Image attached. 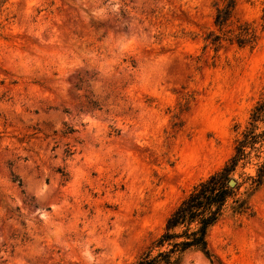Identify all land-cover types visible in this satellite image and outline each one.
<instances>
[{"label": "rangeland", "instance_id": "1", "mask_svg": "<svg viewBox=\"0 0 264 264\" xmlns=\"http://www.w3.org/2000/svg\"><path fill=\"white\" fill-rule=\"evenodd\" d=\"M223 1L0 0V264H132L223 169L264 96V0L226 28L248 45L211 41ZM252 162L181 264H264Z\"/></svg>", "mask_w": 264, "mask_h": 264}, {"label": "trees", "instance_id": "2", "mask_svg": "<svg viewBox=\"0 0 264 264\" xmlns=\"http://www.w3.org/2000/svg\"><path fill=\"white\" fill-rule=\"evenodd\" d=\"M237 0H224L217 7L215 25L219 32H211V41H236L239 45L252 44L257 40L255 29L249 23H241L236 29L231 24ZM264 96L253 107L249 125L236 140L234 154L222 170L197 183L190 193L169 215L164 232L132 264H181L183 255L192 249L201 250L211 257L209 232L221 219L225 206L234 195L230 179L240 166L257 160V174L249 176L254 184L264 180ZM21 184V181H20Z\"/></svg>", "mask_w": 264, "mask_h": 264}, {"label": "water", "instance_id": "3", "mask_svg": "<svg viewBox=\"0 0 264 264\" xmlns=\"http://www.w3.org/2000/svg\"><path fill=\"white\" fill-rule=\"evenodd\" d=\"M229 184L231 187H235L237 184V180L235 178H231L229 181Z\"/></svg>", "mask_w": 264, "mask_h": 264}]
</instances>
